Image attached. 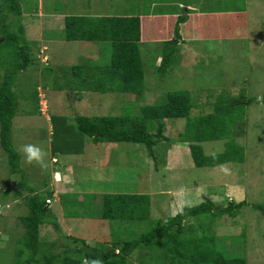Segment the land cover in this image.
Listing matches in <instances>:
<instances>
[{
    "label": "rangeland",
    "instance_id": "rangeland-1",
    "mask_svg": "<svg viewBox=\"0 0 264 264\" xmlns=\"http://www.w3.org/2000/svg\"><path fill=\"white\" fill-rule=\"evenodd\" d=\"M254 1L21 0V24L26 28L32 55L37 58H33L30 67L13 74L12 88L18 98V109L12 136L14 149L20 155L19 172L12 171L0 134V264H15L19 258L21 264H29V254L20 242L25 231L21 216L29 212L26 198L32 193L30 189L43 197L49 194L55 169L69 173L73 181L66 185L73 190L60 193L68 188L56 187L60 199L53 201L47 219L60 223L64 237L73 234L84 240L78 244L81 247H110L114 242L131 241L159 227L172 216L175 198L183 187L190 201L185 207L213 201L216 208H224L230 202L246 200L233 217L230 211L187 217L183 238L215 235L216 248L228 257L244 256L248 264H264V214L255 206L264 205V0L252 5ZM178 10L189 23H181L187 42L178 46L179 52L169 72L161 73L158 69L161 42L146 38L140 44L146 85L142 98L131 93L94 91L68 72L71 66L79 64L93 67L103 64L110 60L112 52L107 42L66 40L64 19L67 15L129 16ZM243 10L248 12L244 19L232 21L231 27L224 25L221 31L208 35L210 24H205L213 20L208 14L221 12V19L227 22V13ZM14 17L11 14L9 21ZM174 26L175 23L172 37ZM214 28L217 29L215 23ZM12 61L10 45L5 42L0 47V84ZM179 90L191 92L195 104L192 116L213 112L220 105L229 109L228 117L238 119L232 126L231 136L243 147L242 161L196 166L188 151L189 144L180 141L187 122L183 117L165 120L166 138L155 146L156 159L144 144L96 141L78 130V115H136L143 106L162 104L167 101L168 92ZM45 95L48 111L42 114L38 103L41 108ZM250 98L255 100L248 104ZM236 100L238 105H232ZM244 111L245 115L239 117ZM53 116L55 122H52ZM61 117H66L67 122ZM61 125L65 130H61ZM152 132H157L155 127ZM81 138L87 144L84 152L78 154ZM25 144L42 149L43 167L35 161L27 163L21 151ZM59 144L65 148L79 147L74 149L76 154L61 155L62 151L56 150ZM201 145L210 156L223 153L226 148L225 139L204 141ZM181 146L188 149L183 158L182 153L176 158ZM169 163L173 164L172 168L166 167ZM152 192L155 195L148 219H111L103 215L106 194ZM40 234L45 251L51 242H56L51 250L64 254L68 242L52 223L40 225ZM69 246L75 247V243ZM143 251L146 257L139 255L140 258L149 259L152 252L161 257L156 247L143 248ZM138 254L135 251L128 264H141ZM70 255L79 257L75 253Z\"/></svg>",
    "mask_w": 264,
    "mask_h": 264
},
{
    "label": "trees",
    "instance_id": "trees-1",
    "mask_svg": "<svg viewBox=\"0 0 264 264\" xmlns=\"http://www.w3.org/2000/svg\"><path fill=\"white\" fill-rule=\"evenodd\" d=\"M11 14L15 17L9 21ZM22 16L21 0H0V47L8 42L13 57L11 68H7L5 79L0 84V134L1 145L7 152L13 172H19L21 169L20 155L14 149L12 136V123L18 109V98L12 88L13 74L27 69L34 63L33 58H37L35 54L32 55L34 53L32 47L28 45L26 28L21 24ZM186 20V16L179 15L174 26L173 37L162 44V58L158 65L161 73L169 72L175 63L177 45L182 38L181 23ZM142 21H144L142 15H67L64 27L66 40L107 42L112 52L110 60L103 64L99 63L95 67L79 64L71 66L68 72H72L73 76L77 77L78 80L81 79L94 91L131 93L142 98L146 90L145 66L140 49ZM144 25L147 26L145 38L153 37L152 32H157L155 24L151 25L148 21H144ZM166 98L167 101L162 104L143 106L136 115H128V113L78 115V130L96 141L144 144L150 156L156 159L155 146L160 140L166 138L164 136L165 120L183 117L186 118L187 122L180 136V141L189 142L196 166H217L230 160L242 161L244 159L242 156L243 147L231 136L233 134L232 126L236 124L238 119L228 117L229 109L227 107L222 108L218 105L213 112L192 116L191 111L195 104L191 92L187 90L170 91ZM254 100L255 98H250L247 103L249 104ZM237 103L238 100L232 102V105H238ZM244 115L245 111L239 117ZM61 119L67 122L66 117H61ZM55 120L56 118L53 116L52 122ZM61 127L63 130L65 126L61 125ZM154 127L157 132H152ZM222 139H225L226 145L223 153L215 156L205 154L201 145L202 142ZM79 140L82 144L81 148L79 146V148L74 146L65 148L63 147L64 144H59L56 150L66 151V153L83 152L85 138ZM62 141L66 142V140ZM75 148H78L79 151L75 152ZM30 191L32 192L31 195L26 198L29 213L21 217L25 231L20 237L23 249L29 254L27 257L29 264H86V262L91 264L93 260H99L101 264H128L130 256L135 251H139L138 256H145L146 253L143 248L154 247L160 251L161 257L157 258L154 252H152L154 257L149 259L139 256L138 260L141 264H155L156 262L163 264H248V260L244 256L230 258L224 251L217 249L215 235L203 236L199 239L183 238L187 217L204 212L217 215L227 211H230L229 214L233 217L237 215L239 208L245 205L246 200L230 202L224 208L220 206L216 208V203L213 201L184 207L182 212L180 211L159 227L134 240L114 242L112 246L106 248L99 246L91 248L86 245L85 247L78 245L80 242H85L78 237L70 235L64 237L65 234L61 230L60 223L47 219L50 216V207L47 203V196L51 194L50 191L44 197L32 189ZM255 206L264 214V205L256 204ZM103 215L111 219L135 217L141 220L148 219L151 216V197L146 193L106 194ZM49 222L68 242L63 255L51 250L56 242H51V247L45 251L44 242L40 240V225ZM73 242L75 247H70L69 243ZM24 250L20 251L23 253ZM70 253H75L79 257H74ZM54 259L56 263H54ZM15 264H21V258L17 259Z\"/></svg>",
    "mask_w": 264,
    "mask_h": 264
},
{
    "label": "crops",
    "instance_id": "crops-1",
    "mask_svg": "<svg viewBox=\"0 0 264 264\" xmlns=\"http://www.w3.org/2000/svg\"><path fill=\"white\" fill-rule=\"evenodd\" d=\"M254 3L256 5H258L259 3V0H255L254 2H252V5H254ZM251 5V4H250ZM249 4H246L247 7L250 6ZM189 9V6L186 8V11H188ZM244 12V13H243ZM221 13V12H220ZM219 13V14H220ZM210 15L208 14L207 16H209L211 19L210 22L206 23L205 25H208L210 24V29H209V33L208 35L211 36V34H214L216 31H221V28L224 26V25H227L228 27H231L233 24L231 23L232 21L233 22H238L240 19H244V16L246 17L248 15V12H246L245 10L243 11H235V12H231V13H227L225 16H227L226 18L229 17V21L225 22L224 20L221 19L222 16L220 15ZM229 14V15H228ZM142 15V19H144V21H148L151 25L155 24V27H156V31L157 32H152V34H154L153 37H148L149 40H155L156 42H161L163 44L164 41L166 40H169L171 39L172 37V28H173V25L174 23H176L177 21V18L179 16V10L178 11H175V13H158V14H140ZM224 16V17H225ZM147 19V20H145ZM189 20V19H188ZM65 21V19H64ZM144 21H142V41L141 43H144L145 41V30H147V26L144 25ZM214 23L215 25L217 26V29L214 28ZM184 25H189V23L185 22L183 23ZM63 26V25H62ZM64 27H65V23H64ZM151 33V31H149ZM181 35H182V38L180 39L181 41H179L178 45H177V48L179 45H182L184 44L186 41V34H185V31L181 29ZM140 43V44H141ZM44 45V44H42ZM41 45V46H42ZM44 47L48 48L46 45H44ZM49 49V48H48ZM177 52H179V50H177ZM182 53V52H180ZM52 58V57H51ZM162 58V57H161ZM38 111L41 112V108H40V102L38 103ZM42 113V112H41ZM44 114V113H42ZM105 142V141H103ZM109 143V142H107ZM86 140H85V144H84V148L86 146ZM183 144H189V142H183ZM189 148V152H191V148L190 146H188ZM188 148H185L184 146H181V148L179 149V154L176 155V158H179V155L182 153L183 155L181 156L183 158L184 156V152H185V149H188ZM84 152V151H83ZM82 151L78 154H82L83 153ZM65 153L66 154V151H62L61 155ZM74 153V152H73ZM71 153V154H73ZM69 154V153H67ZM76 154V153H74ZM192 155V154H191ZM55 159V158H54ZM177 161H179L177 159ZM180 162V161H179ZM174 163V162H173ZM181 163V162H180ZM173 167V164L166 166V167ZM73 181V178L71 176H69V173L67 172H63L62 170H58V169H55L54 171V180H52L50 186H52V189L50 190L51 194L49 196H47L49 199H51V203L48 204V206L50 207V213L52 212V209H51V205L53 203V201L55 199H60V193H65L66 191L68 190H73V187L69 186V185H66V184H70L72 183ZM60 185H64L63 187L65 188H68L67 190L65 191H60V193L56 190V187H60ZM68 186V187H66ZM87 190H91V188L87 189ZM138 190V189H137ZM57 191V192H56ZM117 194V193H116ZM133 194H141V193H133ZM150 195L151 197V208H152V203H153V197H154V192L152 193H147ZM177 195L180 196V194L178 193ZM166 203V201H165ZM104 205V204H103ZM174 207H177L176 203L174 205ZM170 210H171V207H170ZM179 209L177 207V213H179ZM29 213V212H28ZM27 213V214H28ZM151 214H152V211H151ZM173 216V215H172ZM171 216V217H172ZM22 217V216H21ZM73 234H70V236H72ZM75 237V236H74ZM77 237V236H76ZM74 243V242H73Z\"/></svg>",
    "mask_w": 264,
    "mask_h": 264
},
{
    "label": "clouds",
    "instance_id": "clouds-1",
    "mask_svg": "<svg viewBox=\"0 0 264 264\" xmlns=\"http://www.w3.org/2000/svg\"><path fill=\"white\" fill-rule=\"evenodd\" d=\"M46 97V95H45ZM47 99V98H46ZM258 99H261L258 97ZM40 101V99H39ZM21 151L23 152V155L26 158L27 163L31 164L33 161L36 163L40 164L42 167L44 166V152L42 151L41 148L37 147L34 144H25L22 146ZM227 171V169H225ZM180 191V196L176 197V204L179 209V211H183V208L190 204V201L186 199L187 193L185 192L184 188L181 187ZM48 203V202H47ZM49 204V203H48ZM177 207H173L171 210V215L175 216L177 214ZM87 264V262H86ZM91 264H101L99 260H93Z\"/></svg>",
    "mask_w": 264,
    "mask_h": 264
},
{
    "label": "built area",
    "instance_id": "built-area-1",
    "mask_svg": "<svg viewBox=\"0 0 264 264\" xmlns=\"http://www.w3.org/2000/svg\"><path fill=\"white\" fill-rule=\"evenodd\" d=\"M41 111L42 113H46L48 111V103H47V99L46 97H43L42 100H41ZM47 202L48 203H51V199H47Z\"/></svg>",
    "mask_w": 264,
    "mask_h": 264
},
{
    "label": "water",
    "instance_id": "water-1",
    "mask_svg": "<svg viewBox=\"0 0 264 264\" xmlns=\"http://www.w3.org/2000/svg\"><path fill=\"white\" fill-rule=\"evenodd\" d=\"M3 39V38H2Z\"/></svg>",
    "mask_w": 264,
    "mask_h": 264
}]
</instances>
